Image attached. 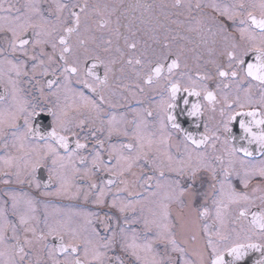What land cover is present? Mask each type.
Wrapping results in <instances>:
<instances>
[{"label":"flooded vegetation","instance_id":"1","mask_svg":"<svg viewBox=\"0 0 264 264\" xmlns=\"http://www.w3.org/2000/svg\"><path fill=\"white\" fill-rule=\"evenodd\" d=\"M240 2L259 4L260 0H0V29H3L0 31V49H3L0 52V97L4 98L0 100V111L15 110L25 102L28 105L41 104L57 112L66 111L63 119L70 129L61 133L68 137V151L58 149L65 161L54 165L52 157H49L35 172L30 166L35 153L30 149L43 145L44 141L33 137L17 139L24 131L23 119L17 121L18 131L5 127L4 134L0 135V235L3 236L0 264H54V260L64 264L66 259H74L61 252L49 258V249L60 243L57 233L63 235L65 243L70 241L73 233L79 237V257L84 264H100L93 258V247L103 254L104 260L120 255L124 264H136L134 258L121 252L118 244L113 250H106L104 240L100 238L106 239L111 235L106 227L114 228L117 233L120 227H124L128 242L135 236L137 243H143L145 237L151 239L156 232L155 225H150L151 231H145L146 220L168 223L177 244L185 250L186 259L192 264H201L200 254L204 253V264H208L205 224L211 226L212 232L221 228L233 236L232 229L239 232L248 228L250 213L264 210V202L260 199L264 196V179L258 175L259 169L264 167V154L256 151V144L248 145L240 140L242 133L237 122L230 125L231 133H225L220 110L227 96L229 101L238 97L239 102L246 105L245 111L251 108L264 111L261 86L257 81H234L220 78L217 74V66L226 65V53L232 45L243 43L239 33L233 31L232 22L220 13L225 7L230 9ZM62 4L67 8L58 11ZM73 12L79 16L78 24ZM17 15L22 16V21L14 19ZM21 22L31 25L26 37L33 42L39 41L25 46L30 54L28 57L21 55L19 46L17 52L12 53L7 43L11 39L8 29ZM222 26L227 31H223ZM65 28H73L74 31L65 33ZM61 36L66 37V43H60ZM65 47L71 51L65 53L62 60L61 52ZM30 56H36L37 60L30 59ZM164 56L170 59L164 60ZM88 57H98L95 74L91 77L86 73L79 76L68 74L66 81L63 68L77 61H86L91 66L93 61ZM172 59L179 63L171 79L181 83V92L177 95L180 108H185L181 98L187 96L183 87L189 86L191 81H196L197 90L206 85L216 94L214 105L204 101L203 92L199 98L188 97L187 107L199 99L203 114L200 117L178 114L182 132L170 126L161 129L164 119L162 101L168 98L167 80L164 78L168 76L167 67L162 77L153 76L152 83L145 82L158 60L167 65ZM40 60L44 61L42 65H39ZM137 60L140 63H136ZM21 61L27 75L17 76L12 65ZM34 63L38 64L35 73L32 70ZM106 67L108 73L105 78ZM45 69L47 75H44ZM203 77L210 79H200ZM78 79H87L96 90L77 83ZM49 80L54 82L51 87ZM249 83L251 90L245 91ZM81 93L97 107L86 106L80 99ZM50 119L36 123L47 124ZM205 125L210 137L207 144L196 148L183 139V132L200 139L205 133ZM13 131H16V136L12 135ZM137 131L145 144L151 140L152 146L151 151L145 147L147 156L141 157L130 171L123 176H113L105 171H98L91 177L85 175V170L92 168L96 151L109 167L116 163L117 154L135 156V148L129 152L121 146L135 145L133 137ZM72 132L78 136H73ZM125 132L127 135L123 134ZM213 134L219 139H215ZM233 136L236 138L234 141ZM164 137L170 138L161 143ZM76 139L86 147L76 150L69 162L67 155L75 149ZM97 141H103V145H98ZM241 145L249 147L253 155L245 157L242 152L234 156L229 154L232 147ZM111 146H115V150L110 159ZM168 156L173 158L172 169L177 167L176 161L183 159L187 162L189 156L193 166H207V170L202 168L198 173L200 179L197 181L198 190L206 193V198L198 196L193 200L187 194L180 196L174 181H180V186L186 187V177L170 170ZM80 157L86 159L81 162ZM8 160L11 161L10 166L5 163ZM60 163L65 166L61 167ZM225 168L229 169L227 180ZM213 169L215 181L212 179ZM50 170L55 177L52 180H49ZM245 173L251 177L247 189L241 184ZM108 180L113 183L108 185ZM220 181H224L223 194ZM92 182L98 185L96 189L89 188ZM62 184L68 191L57 194ZM101 184L105 186L107 195L104 203L99 204L95 201ZM212 184L216 187L213 188ZM229 184L237 192H246L250 202L228 203ZM253 188L258 190L253 192ZM85 192L91 193L87 199ZM113 200L117 207H112ZM215 200L227 205L226 208L221 206L223 225L216 218ZM128 202L133 207L121 213L119 205ZM165 205L168 218L163 221ZM241 207L249 208L247 219L239 217ZM205 208L207 214L201 217L200 213ZM21 219L25 223L21 224ZM126 219L132 223L126 224ZM14 236L17 239H13ZM117 238L119 240V235ZM26 240L29 243L26 244ZM87 240H91L92 245H89L85 256L82 242ZM254 240L264 243L258 237ZM20 247L24 248L23 253L19 252ZM156 250L163 254V245H157ZM172 256L178 259L179 254L172 253ZM260 257L259 252L250 250L242 264H254Z\"/></svg>","mask_w":264,"mask_h":264},{"label":"snow or ice","instance_id":"2","mask_svg":"<svg viewBox=\"0 0 264 264\" xmlns=\"http://www.w3.org/2000/svg\"><path fill=\"white\" fill-rule=\"evenodd\" d=\"M76 5H73V8ZM62 8H67L66 4H62L58 6V11ZM11 9H9L10 11ZM19 11V10H18ZM224 16L228 21L232 22L233 31L238 32L240 35V39L243 42L240 45L233 44L232 49L227 51V63L226 65H218L217 66V74L220 78H231L234 81H257L261 86V107L264 108V0H260L259 4L256 3H244L240 2L238 4H234L229 9L225 7V9L220 13ZM73 16L76 17V23H79V16L75 12L72 13ZM16 21H22V16L17 15L14 18ZM29 25L28 23H18L16 27L9 28L8 31L11 32V39L7 41L10 46L11 52L16 53L19 49L21 51V55L28 57L30 54L26 50V47L30 42L39 43V41H30L29 38L26 37V33L28 32ZM3 29H0L2 31ZM223 31H227V28L222 26ZM74 31L73 28H65V33H72ZM39 35V33H37ZM60 43H66V37H60ZM134 47V45H133ZM55 48V45H53ZM3 49H0L2 52ZM71 49L68 47L63 48L61 52V59H65V53L70 52ZM30 59L37 60L36 56H30ZM51 59V57H50ZM88 60H92L93 63L91 66L85 61L80 63L79 61L75 62L72 66H66L63 68L64 78L67 81L69 79L68 74L79 76L81 73H86L87 76H93L94 70L96 68V61L98 57H88ZM164 60L170 59L168 56L163 57ZM8 63H12L8 61ZM44 63L43 60L39 61V65ZM136 63H140L139 60ZM167 67L168 76L164 77L167 80V92L168 98L166 101H162V109L164 113V119L161 121V129H164L167 126H170L171 129L182 132L181 124L178 122L179 115L186 113L187 117H200L203 114V105L197 99L196 102L191 103L189 105L188 97H197L201 96L203 92V99L207 101L208 104L214 105L216 103V94L213 91H209L208 87L202 86L201 90H197L196 81H191L189 86L183 87V92L187 94V96L182 97L183 104L185 108H180L179 102L177 100L178 93L181 92V83L179 80H172L171 74L174 69L179 68V63L177 60L172 59L171 63L165 65V63L160 62L159 60L156 62L155 66L151 68V75H149L148 79L145 81L146 83H152V77L155 76L157 78L162 77L164 75V68ZM13 70H15L17 76L21 74L27 75V72H23L24 62L21 61L19 64L12 65ZM38 64L34 63L32 66L33 73H35ZM108 69L105 68V78L107 77ZM47 69L44 71V75H47ZM99 79V77H97ZM200 79H210V77H203ZM103 81H101L102 83ZM54 82L52 80L48 81V85L51 87ZM77 83H83L86 88H89L92 91L96 89L93 88L91 84L88 83L87 79L77 80ZM240 85L238 84V87ZM220 85H217L219 88ZM225 88L228 87L227 84L224 85ZM251 83H249L248 89L245 91L251 90ZM3 97H0V100H3ZM80 99L84 102V104L91 105L93 109L97 106L95 103L89 101L87 97L80 94ZM103 100V97H101ZM235 105V107L233 106ZM246 105L244 103L239 102V98L237 97L235 101H229L228 97H224V107L220 110V116L222 119L223 130L225 133H231L232 128L230 125H233V122H237L240 132L241 141H246L248 145L256 144V151L264 154V111L257 110L256 108H251V110L245 111ZM238 109V110H237ZM215 108L213 107V111ZM151 115V113H148ZM66 111L57 112L52 107H46L41 104H32L28 105L26 102L24 104H20L16 107L15 110H6L0 111V135L4 134V128H12L19 130V126L17 121L23 119V129L24 131L20 133V136L17 139H26L28 137H33L37 140L44 141L43 145H38L30 149L31 153H35V159L31 160V170L35 172L37 168H40L44 162L52 157V163L55 165L58 162H64L65 157L59 154L58 149H64L68 151L69 141L66 135H62V132L70 131L67 128L66 121L63 119L66 116ZM50 119V122L45 123H36L37 121H44ZM83 123V121H81ZM50 129V130H49ZM111 131H109V135H111ZM127 135V133H123ZM13 136H16V131L12 132ZM73 136H78L77 133L72 132ZM215 136V134H213ZM93 136L95 133L93 132ZM136 140V144L133 145L131 143L124 144L121 147L128 149L129 152L135 148L136 155L135 156H124L122 154H117L115 156L116 163L109 167L101 159V154L99 151H96L92 158V168L85 170V175L91 177L95 176L98 171L109 172L113 176H123L126 171H130L132 167L141 159L143 156H147V152L145 151V147L147 146L148 151H151L152 141L148 140L147 145L144 142L143 136L137 131L135 136L133 137ZM170 137H164L161 140V143H166L167 139ZM183 139L185 141H190L192 145L196 148H199L202 145H205L210 140L209 135L207 134V125H205V133L202 134L200 139H196L191 133L183 132ZM215 139H219L218 136H215ZM236 138L233 136L232 140L234 141ZM48 141H52L49 143ZM98 145H103V141H97ZM86 147V144L81 143L79 139L75 141V149L68 152L67 160L71 162V158L75 155L76 150L83 149ZM112 150L109 151V158L111 159L113 156V151L115 150V146H111ZM21 150H23V145H21ZM242 152L245 157H251L253 155L252 151L249 150V147L241 145L240 147H232L230 150V155L234 156L236 153ZM86 157H80L81 162H83ZM217 159H220L217 157ZM167 161L170 167V170H174L178 175L182 177H186L185 183L186 187L180 186V181H174L176 187L179 189L180 196L188 195L195 200L198 196H205L206 193L200 192L197 188V181L200 179L198 173L201 169L207 170V166L203 164H199L193 166L191 163V156H189L188 161L181 159L176 161L177 167L174 169L171 168L173 163V158L171 156L167 157ZM9 166L11 165V161L8 160L5 162ZM231 163V161L229 162ZM27 166V165H26ZM61 167H64V163H60ZM79 171V170H75ZM229 173V169H224L225 180H227V176ZM19 176V173H17ZM258 175L264 179V167L260 168L258 171ZM55 177L51 174L49 175V180L54 179ZM147 179H151L148 177ZM212 179L216 180L215 170H212ZM251 177L248 173H245V177L241 178V184L245 189L249 187V181ZM8 181H5L7 183ZM19 182H23L20 180ZM31 182V181H30ZM113 183L112 180H108L107 184L111 185ZM221 185V193L223 194V185L224 181L219 182ZM98 185L95 182H92L89 185L90 189H96ZM212 187L215 188L216 185L212 184ZM229 192L227 195L228 203L231 204H240L241 202H250V198L246 192H237L234 188H232L231 184L228 185ZM257 188H253V192L257 191ZM67 187L62 184L60 192L67 193ZM79 192L76 193L78 195ZM90 192H85V199L88 198ZM107 195L105 191V186L101 184L99 186V191L96 193V203L102 204L104 203V197ZM261 201L264 202V196L260 197ZM213 203L216 205V218L220 221L221 225H223V218L221 216V206L223 205V201L215 200ZM112 207H117V203L115 200L112 202ZM133 205L131 202L121 203L119 205V211L124 213L132 208ZM223 207H227V205H223ZM165 211L162 214V220L166 221L168 218V213L166 211L167 206H164ZM207 208L204 209L200 213V216L203 217L207 214ZM239 217L242 219H247L249 216V208L241 207L239 211ZM251 219L248 221V228L241 229V231L237 232L236 229H232V232L235 233L233 236L227 231H222L221 228H217L215 232L210 230L211 226L205 224L204 226V235L207 237L206 244V252L208 253V264H242L245 257L248 255L249 251H256L261 254L260 259L256 260L254 264H264V243H257L254 240V237H258L260 240H264V210L253 211L250 213ZM111 220V217H108ZM25 223L23 219H21V224ZM125 223H132V221L125 220ZM235 223V222H234ZM150 225H155L156 232L155 235L148 239L145 237L143 243H137V237H133L131 242H128V239L125 235V228L120 227L119 233L114 228L106 227V231H111V235L105 238H100L104 240L103 247L106 250H113L114 246L117 244L121 252L134 258L136 264H192V261L186 259L184 253L185 250L181 248L172 235L170 230V225L168 223L153 221H145V231H151ZM15 231V229H13ZM134 231V230H133ZM98 235V233H97ZM119 235V240H118ZM58 239L60 243L55 248L49 249V258H53L56 252L65 253L68 256L74 257V259H66L64 264H84V262L79 257L81 242L79 237L73 233L71 235L70 241L68 243L64 242L63 235L57 233ZM215 237V239L213 238ZM13 239H17L15 236ZM195 239V237H193ZM3 241V236L0 235V242ZM25 243H29V241H25ZM84 245V255L87 256L89 252V245H92L91 240L83 241ZM157 245H163L164 253L161 254L156 250ZM19 252L23 253L24 248L20 247ZM93 258L100 261V264H124V260L120 255H114L108 260L102 259L103 254L98 251L96 247L92 248ZM172 253H178L179 257L174 258ZM3 253H0L2 255ZM201 256V264H204V253L200 254ZM54 264H61L60 261L54 260Z\"/></svg>","mask_w":264,"mask_h":264}]
</instances>
